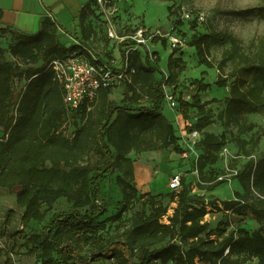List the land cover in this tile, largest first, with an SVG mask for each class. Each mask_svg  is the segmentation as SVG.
I'll return each instance as SVG.
<instances>
[{
  "label": "trees",
  "instance_id": "obj_1",
  "mask_svg": "<svg viewBox=\"0 0 264 264\" xmlns=\"http://www.w3.org/2000/svg\"><path fill=\"white\" fill-rule=\"evenodd\" d=\"M96 11L91 1L82 8L78 16L80 40L68 47L61 41L59 25L50 18L42 20L34 35L0 27V37L9 36L7 50L0 46V128L4 130L0 137V191L19 188L16 201L24 210L26 226L31 221L44 222L60 199L71 205L53 215L41 234H10L8 226L15 216L10 210L0 239L20 237L22 247L37 257L38 264H264V156L256 162L249 159L232 176L242 191L220 204L196 202L192 187L181 179V189L172 192L177 205L170 216L161 199L139 194L135 186L132 152L172 148L182 153L176 130L163 114V84L176 89L187 67L182 57H176L177 50L168 59V74L151 66L148 56L142 62L136 55L137 72L119 104L110 98L112 89H101L93 102L82 104L76 112L67 111L51 63L74 54L90 56L84 48L91 42L108 41ZM170 11L169 7V18L173 15ZM256 11L235 15L250 16ZM188 45L199 63L208 68L216 67L210 59L212 49L224 48L216 85L226 87L232 79L218 120L224 128L236 129L233 140L225 132L206 131L214 123L209 103L201 98L209 84L195 81L198 90L191 101L182 95L177 99L185 122L191 120V111H197L198 120L191 126L202 134L197 188L214 191L229 180L212 175L213 170L209 175L204 171L214 169L221 150L235 141L239 151L250 158L259 144V138L245 140L242 136L256 128L248 115H264V36L244 46L233 34L210 27L206 33L193 34ZM7 53L13 61L6 58ZM228 64L234 67L226 76ZM16 82L24 83L19 92ZM70 118L78 123L68 136L63 126ZM114 172L120 174L116 183L122 200L116 204L118 212L110 215L113 202L103 194L101 183ZM137 201L139 210L128 223L123 222L122 216ZM209 207L225 216L250 214L263 222V227L253 233L242 228L227 232L230 224L221 221L211 230L205 221Z\"/></svg>",
  "mask_w": 264,
  "mask_h": 264
},
{
  "label": "rangeland",
  "instance_id": "obj_2",
  "mask_svg": "<svg viewBox=\"0 0 264 264\" xmlns=\"http://www.w3.org/2000/svg\"><path fill=\"white\" fill-rule=\"evenodd\" d=\"M121 9L120 15L123 22L140 26L151 33L159 32L160 34H174L178 31L182 42L176 49H172L168 40L163 44L164 40L160 37L153 38L149 44L150 52L153 57L150 65L160 69L165 74H168L167 65L168 59L174 50H177L176 56H182L186 62V71L181 75L176 89L169 86V91L174 94L177 100L180 95L185 100L191 101L192 96L197 93V86L195 81H202L203 84H209L210 87L206 92L201 93L203 102H208V109L212 111L214 116V123L210 126L209 131L216 135L226 133L229 140H233L232 132L236 134V129L224 128L218 117L225 109L226 100L229 97V85L226 87H219L216 85L220 73L217 69V64L222 58L224 48H214L211 51L210 59L215 63V68H208L201 65L198 61L195 50L188 45L193 34L206 33L210 27L217 31L231 33L243 42L244 46L256 38L264 36V0H131L125 2L124 0H113ZM171 8L172 17L169 18L168 8ZM185 8L193 13H203L206 16V21L201 25H196L188 22H182L178 17V8ZM257 11L250 16L235 15L238 12L250 9ZM182 22L181 26H177V22ZM77 24L74 20L65 28L66 34H63L62 41L68 46L75 45L74 39L76 36ZM9 45V36L4 35L0 37V46L7 50ZM110 47L109 41H100L90 43L88 48L94 54L106 55L104 50ZM228 48V46H226ZM119 52V51H118ZM115 55L119 56L118 53ZM146 55L144 60H146ZM9 61L13 58L6 54ZM158 60V61H157ZM144 62V61H143ZM41 66V65H38ZM233 65L228 64L225 69V75L229 76L233 70ZM162 77L158 73V79ZM23 82H16V92H19L23 86ZM126 86L120 87L112 91L111 100L115 103H120L123 98V93ZM175 92V93H174ZM147 105L146 102L142 103ZM164 116L173 124L176 134L179 138V147L182 153H177L172 148L165 151L157 152H132L129 156L135 162V186L139 194L149 193L151 196H157L161 199L163 204L168 206V215H172L177 203L173 200L172 190L169 188L170 180L179 175L181 179H185L192 191V198L198 201L218 202L234 199V192L242 191L238 181L232 176L249 161H258L264 156V115L251 114L247 118L251 123L256 125L255 130L248 135L242 136L243 139L249 140L252 136L259 138V144L254 149L252 156L246 158L238 149L235 141L230 142L220 152V159L217 164L211 169L207 167L204 174L209 175L211 170L212 175L220 178H227L229 181L219 186L214 191L200 190L197 184L200 181V176L197 172V162L201 156L200 142L193 146L191 138L188 136L192 131L191 126L198 120L197 111H191V120L185 122L180 113V109H171L165 102L163 109ZM78 120L70 118L63 126L64 131L68 136L74 132ZM199 132V131H198ZM200 133V132H199ZM4 134V130L0 128V137ZM200 138L202 134L200 133ZM250 148V147H249ZM186 154V156H184ZM95 158L92 159L94 161ZM120 176L119 173L114 172L101 183V189L106 198L112 200L113 204L110 206V215L118 212L116 204L122 200L120 190L116 183V178ZM181 189V187H180ZM179 189V190H180ZM176 190V191H179ZM0 191V229L5 227L8 212L13 210L15 216L8 226L10 234L23 231L25 234H41L43 233L48 221L55 214L62 213L71 208V205L66 199H60L48 214L44 222L31 221L28 226L22 222L24 210L17 205L16 193ZM140 201H137L132 206L131 210L122 216V221L128 223L133 214L139 210ZM208 215L205 221L210 224V229H215L221 221L228 222L230 225L227 232L237 230L239 228L245 229L250 233L260 230L263 227V222L256 220L250 214L242 217L228 214L225 216L223 212L211 211L208 208ZM166 221V219H165ZM110 224H108L109 226ZM115 226V225H113ZM23 240L18 238H4L0 239V264H38V259L35 255L28 253L27 249L22 247Z\"/></svg>",
  "mask_w": 264,
  "mask_h": 264
},
{
  "label": "built area",
  "instance_id": "obj_3",
  "mask_svg": "<svg viewBox=\"0 0 264 264\" xmlns=\"http://www.w3.org/2000/svg\"><path fill=\"white\" fill-rule=\"evenodd\" d=\"M90 1L95 5L110 47L104 50L106 55L94 54L91 49L84 48L90 56L74 54L66 59L52 61L51 67L56 80L63 88L64 104L69 113L76 112L84 103L93 102L101 89L114 90L121 85L130 84L137 72L136 55H139L142 62H145V55L152 59L153 53L150 52L149 44L153 38L167 39L172 49L178 48L182 42L178 31L163 35L159 32L151 33L140 26L125 24L121 19V9L113 0ZM178 9V17L182 22L199 26L206 21L203 13H193L183 7ZM116 53L119 56L115 55ZM163 89L165 102L171 109H177L178 101L169 91V86L164 83ZM188 136L193 146L201 140L198 131H192ZM180 187L181 178L175 175L170 180L169 188L176 191Z\"/></svg>",
  "mask_w": 264,
  "mask_h": 264
},
{
  "label": "crops",
  "instance_id": "obj_4",
  "mask_svg": "<svg viewBox=\"0 0 264 264\" xmlns=\"http://www.w3.org/2000/svg\"><path fill=\"white\" fill-rule=\"evenodd\" d=\"M89 2L90 0H0V27H10L23 34L34 35L40 31L42 20L50 18L59 25L62 41L63 34H66L65 28L74 20L77 24V37L74 41L78 44L77 40L81 37L78 16ZM209 128L206 131L210 132Z\"/></svg>",
  "mask_w": 264,
  "mask_h": 264
}]
</instances>
